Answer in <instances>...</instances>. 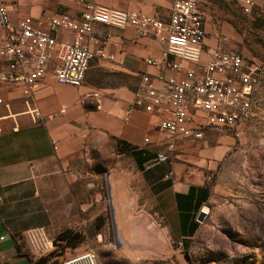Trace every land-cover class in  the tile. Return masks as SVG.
Segmentation results:
<instances>
[{"label":"crops","instance_id":"0c3cea01","mask_svg":"<svg viewBox=\"0 0 264 264\" xmlns=\"http://www.w3.org/2000/svg\"><path fill=\"white\" fill-rule=\"evenodd\" d=\"M85 1L137 9L161 18L167 16L171 2L5 0V6L10 20L60 11L78 17ZM255 1L263 10L264 0ZM216 2L199 1L205 16V50L227 49L228 36H234L227 20L211 22L210 9ZM42 24L46 26V20ZM71 35L72 31L62 28L56 36L68 39ZM223 36L227 37L225 41ZM87 44L90 48L102 45L111 57L91 59L79 85L54 80L51 58L32 90L39 119L25 111L21 84L0 81V264H46L44 258L28 256L24 230L42 226L53 234L79 226L80 212L93 211L100 200L101 178L106 175L118 220L131 228L142 248L161 237L164 242L160 243L166 244L169 236L177 246L187 248L202 223L196 216L200 206L208 203L211 186L200 179L199 167L190 159L175 158L166 149L164 133L157 127L160 111L145 100L132 103L140 73L156 71L143 57L158 56L160 40L153 35H138L130 25L118 28L95 22ZM101 70L119 74L121 79L97 82L93 73ZM50 113L53 115L48 116ZM182 139L176 140L174 148ZM220 150L203 145L198 157ZM159 153L170 158L157 159ZM113 154V166L108 162L106 169L96 167L97 162L111 161ZM119 157L134 170L135 185L129 173L119 168ZM143 195L154 199L152 207H146L145 199L137 201ZM148 235L152 238L145 237ZM77 251L73 247L67 255Z\"/></svg>","mask_w":264,"mask_h":264},{"label":"built area","instance_id":"2783aa9c","mask_svg":"<svg viewBox=\"0 0 264 264\" xmlns=\"http://www.w3.org/2000/svg\"><path fill=\"white\" fill-rule=\"evenodd\" d=\"M199 1L171 0L164 18L137 9L85 1L78 17L60 11L45 17L23 15L10 20L5 0H0V81L21 84L25 111L39 119L32 90L45 73L48 61L54 59V80L79 85L91 59L111 57L102 45L88 46L93 23L118 28L130 25L138 35H153L161 42L158 56L143 57L156 71L140 73L132 103L145 100L160 111L157 127L164 133L168 151L178 139L200 138L206 126L234 128L255 115V94L264 79V64L233 49L205 50ZM233 1L244 14L257 8L255 0ZM62 28L72 31L70 38L56 36ZM221 39L225 41L227 37ZM166 158L167 154L157 155V159ZM23 237L31 259L43 257L53 249L52 239L42 226L27 228ZM57 264H94V251L86 248Z\"/></svg>","mask_w":264,"mask_h":264},{"label":"rangeland","instance_id":"374dc122","mask_svg":"<svg viewBox=\"0 0 264 264\" xmlns=\"http://www.w3.org/2000/svg\"><path fill=\"white\" fill-rule=\"evenodd\" d=\"M217 1L211 8V22L227 20L233 37L228 36V48L241 52L246 58L264 64V9L254 8L242 13L232 0ZM203 15V14H202ZM205 20V16H203ZM218 36H220L218 34ZM97 82L120 80L119 74L108 71L93 73ZM256 97V112L247 121L234 128L206 126L200 138H184L176 143L175 158H188L199 167L200 179L209 183L211 195L208 211L188 246L176 245L173 236L167 243L157 238L155 243L142 248L130 227L121 229V238L127 234L135 239V246L127 247L123 239L118 242L113 233L111 184L106 176L101 178L102 195L93 211L80 212V225L48 234L53 249L43 257L46 264H57L73 255L71 248L94 251V264H264V79ZM220 147L214 155L198 157L201 146ZM116 156L97 168L113 166ZM170 158V155H167ZM119 168L125 169L136 184V176L129 163L119 157ZM119 171V170H117ZM152 207L150 195L137 197ZM48 233V232H47ZM65 234V239L58 236ZM146 238H152L150 235ZM76 253V254H77ZM38 259V258H37Z\"/></svg>","mask_w":264,"mask_h":264},{"label":"water","instance_id":"95a60500","mask_svg":"<svg viewBox=\"0 0 264 264\" xmlns=\"http://www.w3.org/2000/svg\"><path fill=\"white\" fill-rule=\"evenodd\" d=\"M111 206H112V203H111ZM208 211V205L206 203H203L201 206H200V209H199V212L197 213V216H196V221L197 222H202L204 217H205V214L207 213ZM112 217H113V223H114V227H113V233H114V238L116 240V237H115V231H114V228L118 226V228L121 229V232H123V229L124 227L126 226H123L121 225V223L119 222L118 220V217H117V214L115 212V209L113 208L112 206ZM117 235H118V242H120L122 239L124 241V244L127 246V247H133L135 246V239L133 238V236L131 235V233L128 235L127 234V237L126 238H121V232L117 229ZM135 243V244H134Z\"/></svg>","mask_w":264,"mask_h":264},{"label":"trees","instance_id":"16d2710c","mask_svg":"<svg viewBox=\"0 0 264 264\" xmlns=\"http://www.w3.org/2000/svg\"><path fill=\"white\" fill-rule=\"evenodd\" d=\"M58 238L62 240V239H65L66 236H65V234H61L60 236H58Z\"/></svg>","mask_w":264,"mask_h":264},{"label":"bare ground","instance_id":"6f19581e","mask_svg":"<svg viewBox=\"0 0 264 264\" xmlns=\"http://www.w3.org/2000/svg\"><path fill=\"white\" fill-rule=\"evenodd\" d=\"M117 233H118V232H117ZM117 236H118V235L116 234V238H117Z\"/></svg>","mask_w":264,"mask_h":264}]
</instances>
